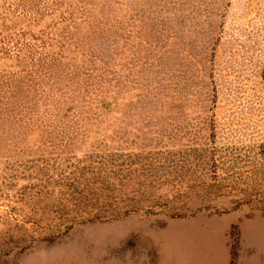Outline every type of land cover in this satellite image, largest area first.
Returning <instances> with one entry per match:
<instances>
[{
	"label": "rangeland",
	"instance_id": "1",
	"mask_svg": "<svg viewBox=\"0 0 264 264\" xmlns=\"http://www.w3.org/2000/svg\"><path fill=\"white\" fill-rule=\"evenodd\" d=\"M0 264H264V0H0Z\"/></svg>",
	"mask_w": 264,
	"mask_h": 264
}]
</instances>
